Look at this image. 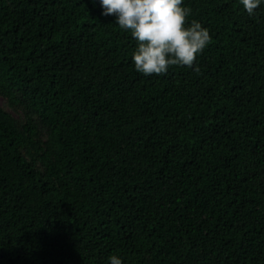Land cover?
I'll use <instances>...</instances> for the list:
<instances>
[{
  "label": "trees",
  "instance_id": "16d2710c",
  "mask_svg": "<svg viewBox=\"0 0 264 264\" xmlns=\"http://www.w3.org/2000/svg\"><path fill=\"white\" fill-rule=\"evenodd\" d=\"M184 6L199 72L145 75L98 0H0V264H264V4Z\"/></svg>",
  "mask_w": 264,
  "mask_h": 264
},
{
  "label": "clouds",
  "instance_id": "9594fccd",
  "mask_svg": "<svg viewBox=\"0 0 264 264\" xmlns=\"http://www.w3.org/2000/svg\"><path fill=\"white\" fill-rule=\"evenodd\" d=\"M101 15L115 14V23L130 32L136 41L131 55L134 69L145 75L166 73L170 66H186L199 72L195 64L211 40L206 27L193 19L184 0H98ZM253 15L264 0H240ZM110 264H123L118 255L108 257Z\"/></svg>",
  "mask_w": 264,
  "mask_h": 264
},
{
  "label": "rangeland",
  "instance_id": "374dc122",
  "mask_svg": "<svg viewBox=\"0 0 264 264\" xmlns=\"http://www.w3.org/2000/svg\"><path fill=\"white\" fill-rule=\"evenodd\" d=\"M0 107L10 113L17 121L22 122L24 120V113L19 108L11 109L8 107L6 101L0 97Z\"/></svg>",
  "mask_w": 264,
  "mask_h": 264
}]
</instances>
